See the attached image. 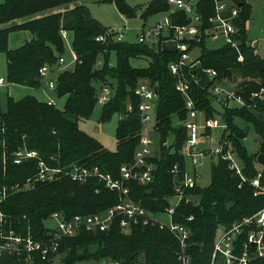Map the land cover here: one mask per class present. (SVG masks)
Listing matches in <instances>:
<instances>
[{
    "label": "trees",
    "instance_id": "trees-1",
    "mask_svg": "<svg viewBox=\"0 0 264 264\" xmlns=\"http://www.w3.org/2000/svg\"><path fill=\"white\" fill-rule=\"evenodd\" d=\"M78 0H4L0 3V52L6 58V80L9 83L26 85L35 89L41 86L38 70L42 65H54L64 51V31L73 33L72 49L75 61L72 68L63 69L53 76L55 81L54 96H65L62 108L48 105L46 101L34 95H25L20 99L6 98L4 110L0 104V151L4 143L7 151L26 146L35 149L49 165H68L78 163L88 167H98L113 177L118 175L120 165L133 160L134 151L140 144L142 123L138 112L139 98L133 89L140 79L147 80L157 87L155 109V130L159 134V154L149 157L155 165L153 180L148 185L135 181L127 183L129 196L152 211H160L173 194L174 174L172 167L179 168L178 177L184 172L182 146L187 136L186 128L180 125L173 128L171 116L175 115L182 122L186 117L185 98L175 88L177 77L170 72L169 64L179 58V51L161 48L144 42L136 44L116 41L109 36L104 41L96 40L106 34L108 27L94 19L87 7L78 4ZM113 2L116 9L125 18H132L137 8L128 5L125 0H103ZM241 4L236 24L239 28L236 47L230 44L215 49L205 46L206 38L201 35L193 45L199 47V55L193 62H199L203 69H213L216 76L202 87L184 69L188 80V95L196 109L206 117H212L214 108L210 99L209 87L213 81L229 78L236 72L241 82L234 93L240 96L245 104L241 107H227L224 104L222 116L225 128L220 136L216 163L210 166V183L206 187L195 186L185 191L193 195L196 202L182 200L176 208L174 220L187 224L191 229L188 253L190 264H209L213 249L216 229L229 226L232 221L248 215L264 206V197L254 196L249 178L257 172L256 156L264 154V102L251 99V93L264 88V59L248 43L245 23L251 12L246 0H234ZM74 4L73 7H69ZM63 9V10H62ZM213 9L210 0L198 1V12L203 21ZM169 10L166 0H150L142 8L140 17ZM21 19L20 23L14 20ZM173 24H184L189 21L181 11L171 14ZM26 30L32 37L15 49L8 47V35L11 31ZM116 55L115 66L108 64V55ZM99 55L102 57L97 65ZM242 56V60H239ZM131 58H142L147 61L144 67L130 64ZM108 77L115 80L116 89L111 97L102 104L99 122L110 120L115 113L119 118L115 127L116 147L114 151L104 148L78 126V121L87 119L97 102L93 81L108 84ZM262 113V119L257 116ZM240 118L251 125L259 137L257 151L249 153L241 140L246 136L249 126L242 128L234 120ZM210 133V129L206 131ZM170 133L174 139L167 146ZM228 143L236 153L241 165L240 177L228 168V161L223 154ZM53 155L55 161L48 159ZM260 182L264 185V167L261 166ZM32 173V162L20 165L8 163L7 173L0 175V184L8 185L23 182ZM120 194L104 187L97 178L85 182H75L63 176L52 182H37L29 189L19 190L8 195L0 203V231L12 230L15 234L32 233L42 237L46 232L44 218L54 211L65 216L90 214L105 209L119 202ZM232 207L227 208V204ZM192 216L188 221L187 217ZM177 243L174 236L158 226H134L129 233L120 231L114 222L105 231H80L78 234L61 240L58 252L60 264H102L103 260L117 261L119 264H136V258L143 259L140 264H180L176 259ZM52 257V256H51ZM50 257V258H51ZM52 260V259H51ZM51 260L42 259L34 254L33 264H50ZM93 260L94 263L87 261ZM0 264H26L24 257L15 254L4 255ZM252 264H264L256 260Z\"/></svg>",
    "mask_w": 264,
    "mask_h": 264
},
{
    "label": "built area",
    "instance_id": "built-area-1",
    "mask_svg": "<svg viewBox=\"0 0 264 264\" xmlns=\"http://www.w3.org/2000/svg\"><path fill=\"white\" fill-rule=\"evenodd\" d=\"M199 0H166L170 5V10L165 14L162 20L155 25L146 27L148 34L155 38H168L172 41L180 53L179 58L169 64L170 72L177 77L175 88L185 98L186 117L182 121V125L186 128L187 136L182 146L181 153L191 159L196 164L197 151L199 144V129H210L219 124L214 118H205L203 123L198 122V109H196L193 100L188 95V80L183 71L192 73V62L194 58L190 54V44L187 41L197 38L201 35L204 38L215 40L223 37L224 44H230L236 47L238 41L236 39L239 28L236 19L239 15L240 6L234 0H210L213 9L204 20L206 26L201 29L203 21L198 12ZM173 11L183 12L189 19L184 24H173L170 13ZM113 29L106 30V34L99 35L96 40L104 41L107 36L122 41L123 35L119 30L114 32ZM264 31V26H263ZM113 32V33H112ZM116 32V33H115ZM139 42L146 41V34L142 31L138 38ZM196 58V57H195ZM242 60V56H239ZM75 61V58H74ZM70 68V64L65 63L63 57H59L54 65H42L39 70V76L44 81V88L54 93L55 81L54 74L60 70ZM211 77L216 76L213 69H204ZM193 76V75H192ZM6 83V79L0 77V86ZM154 85L146 82L138 83L133 93L139 98L138 112L141 123L150 120L151 114L156 112L157 93H155ZM157 88V87H156ZM215 93H219L217 87L213 88ZM240 101L245 104L240 96H236L234 91L227 93L225 98ZM110 98V91L107 86H100L97 91V103L104 104ZM256 98L264 102V88H260L256 92L251 93V99ZM48 105H55L53 97L46 100ZM151 138L140 135V144L134 151L133 160L129 163L120 165L118 175L113 177L110 173L101 171L98 167H88L78 163L68 165H49L43 159L39 152L35 149H29L26 146L17 147L12 151H7L4 143L0 151V175H5L8 169V163L20 165L24 162H32V173L21 183L0 184V203L3 202L8 195L19 190L29 189L37 182H52L63 176L70 178L75 182H85L89 178H97L103 183L104 187L109 190L117 191L120 194L119 202L106 207L103 210L84 214H74L65 216L60 211H54L49 214L50 218L55 222L54 227H46V232L41 238H36L32 233L27 232L25 235L15 234L12 230L0 231V259L4 255L15 254L18 257H24L33 261L34 254L40 255L42 259H47L48 255L56 254L60 242L65 237L78 234L80 231H105L117 222L120 231L129 233L134 226L155 225L160 229L168 230L175 238L177 249L175 252L176 259L180 264H190L191 257L188 253L189 238L191 229L187 224L176 222L174 214L179 203L196 202L193 195L186 194L185 191L196 186L195 176H186L183 172L182 178L178 177L179 168L175 164L171 172L175 176L173 184V194L167 197L168 204L160 211H152L140 202L133 200L129 196L130 181H135L140 185H148L153 180V169L155 165L148 161L151 157L150 145ZM221 151V147L217 149ZM224 159L228 161V168L237 174L241 181L245 180L242 174L239 160L233 161L229 152L223 154ZM48 159L54 160L53 155ZM261 169L257 174L248 179L252 187L254 196L264 197V185L260 182ZM2 213L0 212V220ZM167 219V221H164ZM187 220H192V216H188ZM256 260H264V206L255 212L243 215L235 219L229 226L220 225L215 232L213 240V249L209 264H252ZM102 264H119L117 261L103 260Z\"/></svg>",
    "mask_w": 264,
    "mask_h": 264
},
{
    "label": "rangeland",
    "instance_id": "rangeland-1",
    "mask_svg": "<svg viewBox=\"0 0 264 264\" xmlns=\"http://www.w3.org/2000/svg\"><path fill=\"white\" fill-rule=\"evenodd\" d=\"M4 0H1L3 2ZM150 0H125V2L130 6H135L137 8V13L132 18H125L122 14L118 12L113 2L110 1H103V0H78L79 4H83L89 10L90 15L99 21L103 26L108 27V29H113L114 32L119 30V32L123 35L122 40L128 43H139L138 38L142 31L146 34V41L149 45H157L158 39L152 37L148 34L146 27L155 25V23L159 20H162L165 14L171 9L170 5L169 10L165 12H159L153 15H149L146 19H142L140 17V13L142 8L146 6V4ZM250 4L251 12L248 20L245 23L246 29V36L248 43L255 48L256 53L264 59V0H246ZM70 7V5H69ZM63 10V9H62ZM175 12V11H173ZM171 12L169 15L171 17ZM6 26V24H5ZM2 28V27H0ZM112 32V33H113ZM116 33V32H115ZM28 35V32L24 31H11L8 35V47L10 49H15L21 45V42L25 36ZM31 35V34H30ZM32 37V35H31ZM72 39L73 33L71 31H67L63 35V43H64V51L61 55L63 57L65 63L70 64V68L74 65V54L72 49ZM237 39V37H236ZM170 40L168 38H163L160 42V47L165 49L170 46ZM192 41H197V38L191 39L187 41L190 44V54L195 59L199 55V47L192 44ZM238 41V39H237ZM172 42V41H171ZM225 40L223 37H218L215 40L206 39L205 46L208 49H215L223 46ZM175 47V46H174ZM197 55V56H196ZM101 56L99 55L97 62L101 61ZM194 61V60H193ZM192 61V62H193ZM101 62H98L97 65H100ZM108 64L110 66H115L116 64V55L115 52L111 51L108 55ZM130 64L135 67H144L147 64V61L142 58H131ZM193 71L195 73V78L200 86H205L208 84L210 79H212L206 71L204 72L199 62H195L193 65ZM6 58L4 53L0 52V77L6 79ZM236 72H232V80L229 78L222 79L221 81H213L210 84L209 91H210V99L212 103V107L214 108L212 118L216 119L219 124L215 127L210 128V133L208 134L206 131L207 129H199V144L197 145V151L200 154L197 156V162L193 165L191 159L184 156V173L186 176L192 177L195 176L196 178V185L199 187H206L210 183V166L212 163H216L218 159V152L217 149L219 146L220 136L222 135L224 128H225V121L222 116V110L224 105L227 107H241L243 103L236 100L232 97V99L225 98L227 93H231L235 90L236 86L241 82V78L237 76ZM108 84H102L98 81H93L92 84L96 89V93L100 86H107L110 91V97L115 92L116 85L115 80L108 77L107 79ZM140 82L149 83L145 79H140ZM42 83L44 81L42 80ZM9 89V96L16 99H20L25 95H34L38 99H46V94H50L51 92L42 93L40 91H35L34 89L31 90L25 86H14L10 85L9 83L6 84ZM217 87L221 90L219 93H215L213 88ZM6 89L1 88L0 91V104L2 110L5 109V96H6ZM55 100V106L57 108H62L64 105V97L57 98L52 96ZM224 104V105H223ZM102 104L97 103L94 107L92 114L83 120L78 121L79 128L92 137L94 140L99 142L104 148L109 151H114L116 147V139H115V127L118 121V114L115 113L111 116L110 120L105 122H99V118L102 112ZM151 119L147 120L146 122L142 123L141 133L152 140V144L150 145L151 149V157H157L159 154V134L155 130V112L151 114ZM206 118L203 112H198V122L200 124L203 123V120ZM211 118V117H207ZM171 122L173 128H177L182 125L183 122H180L175 115L171 116ZM234 122L242 127L249 129L247 131L246 136L241 140L242 145L246 148L249 153H254L257 151L259 146V137L255 133L254 129L251 125L247 124L240 118H235ZM174 136L172 133L168 136L166 140V145L169 146L172 144ZM227 151L229 152L233 161H238L236 153L232 151V146L230 143L227 145ZM257 169L260 170L261 167L257 164ZM50 214V213H49ZM49 214L46 218H44V225L45 227H54L55 222L50 218ZM167 221V219H164ZM94 232V231H91ZM37 238V237H36ZM41 238V237H38ZM58 252V251H57ZM52 256V257H51ZM51 257V258H50ZM61 255L59 253L51 254L47 256V260H51L50 264H60ZM136 264L142 263L143 259L139 256L136 259ZM88 263H94L95 261L90 260L87 261ZM26 264H33L32 260H26Z\"/></svg>",
    "mask_w": 264,
    "mask_h": 264
},
{
    "label": "crops",
    "instance_id": "crops-1",
    "mask_svg": "<svg viewBox=\"0 0 264 264\" xmlns=\"http://www.w3.org/2000/svg\"><path fill=\"white\" fill-rule=\"evenodd\" d=\"M1 1V0H0ZM78 3V2H77ZM79 4V3H78ZM74 6V4H70V7H73ZM14 22L15 23H20L21 22V19H16V20H14ZM6 24V26H8L9 24H10V22H8V23H5ZM5 24H1L0 25V27H6L5 26ZM19 31H24V32H28V31H26V30H19ZM66 33V31H64L63 33H62V35H64ZM31 38V35H30V32H28V35L27 36H25L24 38H23V40H22V42H21V45L26 41V40H29ZM167 41H170V40H167ZM170 46H168L167 48H165V49H173V48H175L174 47V44L170 41ZM73 54H74V52H73ZM197 56V55H196ZM74 58H75V55H74ZM101 58V61H102V57H100ZM100 60L98 61V62H101ZM194 65V64H193ZM200 65V64H199ZM98 66H100V65H98ZM193 67V66H192ZM203 69V68H202ZM203 71L205 72V70L203 69ZM192 72H193V77H194V79H195V81L197 82V80H196V78H195V73H194V71H193V68H192ZM5 79V78H4ZM211 80V79H210ZM210 82V81H209ZM208 82V83H209ZM7 83H9V82H7V80H6V83L5 84H3V85H1L0 86V89L1 88H7L6 89V96H5V103H6V98H7V96H9L10 94H9V89H8V87H6L7 85ZM198 83V82H197ZM11 86L12 85H14V86H25V87H27V88H29V89H31V90H35V91H40V92H42V93H47V92H49L48 90H46L45 88H44V83H42V79H41V86L38 88V89H35V88H32V87H29V86H26V85H20V84H13V83H9ZM206 86V85H205ZM203 87V86H202ZM0 93H1V91H0ZM52 96H54V93H52L51 92V95L49 94H46V99H42L41 101H46L49 97H52ZM36 97V96H35ZM64 97V102H65V96H63ZM37 98V97H36ZM62 98V97H61ZM14 99V98H13ZM38 99V98H37ZM17 100V99H16ZM40 100V99H39Z\"/></svg>",
    "mask_w": 264,
    "mask_h": 264
},
{
    "label": "water",
    "instance_id": "water-1",
    "mask_svg": "<svg viewBox=\"0 0 264 264\" xmlns=\"http://www.w3.org/2000/svg\"><path fill=\"white\" fill-rule=\"evenodd\" d=\"M239 6L241 5V4H238ZM155 93H157V88L155 87ZM257 116L259 117V119H262V117H263V114L262 113H258L257 114ZM256 162H257V164H259V165H261V166H263L264 167V154L263 153H259V154H257V156H256ZM232 203H228L227 204V208H230V207H232Z\"/></svg>",
    "mask_w": 264,
    "mask_h": 264
}]
</instances>
